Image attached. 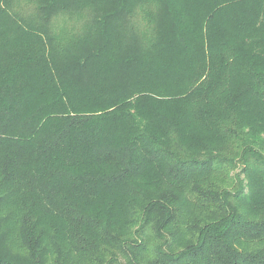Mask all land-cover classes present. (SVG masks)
Listing matches in <instances>:
<instances>
[{"label":"trees","instance_id":"trees-1","mask_svg":"<svg viewBox=\"0 0 264 264\" xmlns=\"http://www.w3.org/2000/svg\"><path fill=\"white\" fill-rule=\"evenodd\" d=\"M12 4L0 264H264V0ZM116 23L141 44L109 60Z\"/></svg>","mask_w":264,"mask_h":264},{"label":"rangeland","instance_id":"rangeland-1","mask_svg":"<svg viewBox=\"0 0 264 264\" xmlns=\"http://www.w3.org/2000/svg\"><path fill=\"white\" fill-rule=\"evenodd\" d=\"M6 5H11L12 4V0H2ZM38 1H43V0H38ZM103 2H108L109 0H101ZM82 2V1H81ZM83 4V2H82ZM86 6L87 4L84 3ZM92 7H95V5H92ZM0 26H1V30H0V46L6 48V49H15V48H19L22 49L23 47H26L28 43H30L31 41V45L34 48V45L36 44V42H34L29 34L28 28L24 25H20L17 23H14L10 20L7 19H0ZM112 29H113V34L112 36V43L113 45V51L108 55L109 60H111V58H116V59H120L121 57L124 56V52L128 49V47L130 46V50L131 48L134 47V45L136 44H141V41L139 40V38H137L135 35L133 36L132 34H130L129 32H124L121 33V31L124 30L123 27L119 28V24L116 23L115 25H112ZM17 28H23V29H17ZM117 29H119V32L117 33ZM122 35L127 36L126 39L127 40H120V37H122ZM132 37V40H131ZM98 34L95 33H89L83 36H79V37H73V38H69L63 41H60L57 45V47L54 49V45H53V54H57L58 56H65L68 53H72L75 54L77 51V49L83 48V46H90L94 41L96 40L98 41ZM118 42V44H116ZM135 45V47H136ZM145 45L148 48H141L140 50L143 51V55H148L149 53H152L154 50L160 49L161 45L157 44V42L155 41V46L154 49H151L149 45H147L145 43ZM94 82H91V84H93ZM246 107L249 111V113L245 114V117H248V115H252V111H251V107L249 106V104H247V102L245 103ZM251 105V104H250ZM259 112V111H258ZM242 113H240L241 115ZM254 115V114H253ZM242 119L245 120V117L243 115H241ZM212 135L211 136H207V137H203V139L201 140V143L199 145H205L206 143H211L214 140L212 139ZM258 190V189H257ZM257 192V191H256ZM256 192H252V195L248 196V200L251 201L249 198H252V196L256 195ZM258 194V193H257ZM263 198V202H264V197ZM253 205L250 204L249 206ZM122 225L124 227H126V223H122Z\"/></svg>","mask_w":264,"mask_h":264}]
</instances>
